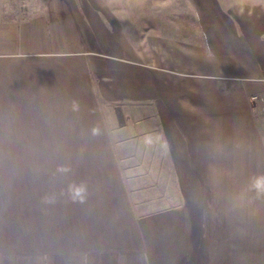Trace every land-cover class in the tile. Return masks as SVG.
I'll use <instances>...</instances> for the list:
<instances>
[{
  "label": "crops",
  "instance_id": "0c3cea01",
  "mask_svg": "<svg viewBox=\"0 0 264 264\" xmlns=\"http://www.w3.org/2000/svg\"><path fill=\"white\" fill-rule=\"evenodd\" d=\"M130 9L0 0V264H264V0Z\"/></svg>",
  "mask_w": 264,
  "mask_h": 264
},
{
  "label": "rangeland",
  "instance_id": "374dc122",
  "mask_svg": "<svg viewBox=\"0 0 264 264\" xmlns=\"http://www.w3.org/2000/svg\"><path fill=\"white\" fill-rule=\"evenodd\" d=\"M109 2H114L116 6H121L124 8L131 7L130 12L132 19L137 20L140 14L141 16L146 14L147 19L144 23V27L148 34L155 32V24L151 16L160 14L163 16H170L169 10H181L187 3L192 4V0H108ZM138 10L143 11V13H138ZM14 136L10 130L0 131V137H10ZM58 147H66L64 142H50V141H27V140H10V139H0V176L4 175L2 173L5 167L10 164H15L17 159L15 156H10L13 152L19 150H43V149H53ZM70 147H73L70 145ZM9 168V167H8Z\"/></svg>",
  "mask_w": 264,
  "mask_h": 264
},
{
  "label": "clouds",
  "instance_id": "9594fccd",
  "mask_svg": "<svg viewBox=\"0 0 264 264\" xmlns=\"http://www.w3.org/2000/svg\"><path fill=\"white\" fill-rule=\"evenodd\" d=\"M59 172H66L67 169L65 168H59ZM252 188H254L258 195L264 196V177H260L256 179L253 184ZM70 191L72 193V199L73 200H79L83 201L87 195V188L84 184L80 185H72L70 188ZM45 202H52L51 197H45Z\"/></svg>",
  "mask_w": 264,
  "mask_h": 264
},
{
  "label": "built area",
  "instance_id": "2783aa9c",
  "mask_svg": "<svg viewBox=\"0 0 264 264\" xmlns=\"http://www.w3.org/2000/svg\"><path fill=\"white\" fill-rule=\"evenodd\" d=\"M252 100L258 101V104L256 106V112L254 114L264 113V99L258 98L257 96H252Z\"/></svg>",
  "mask_w": 264,
  "mask_h": 264
},
{
  "label": "water",
  "instance_id": "95a60500",
  "mask_svg": "<svg viewBox=\"0 0 264 264\" xmlns=\"http://www.w3.org/2000/svg\"><path fill=\"white\" fill-rule=\"evenodd\" d=\"M118 118L120 119V121L122 122V116L120 114H118Z\"/></svg>",
  "mask_w": 264,
  "mask_h": 264
}]
</instances>
